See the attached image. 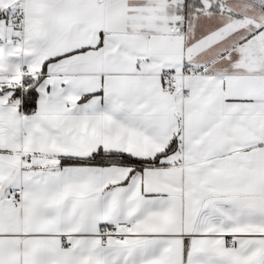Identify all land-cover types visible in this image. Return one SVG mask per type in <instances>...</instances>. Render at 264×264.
<instances>
[{"label": "snow or ice", "instance_id": "1", "mask_svg": "<svg viewBox=\"0 0 264 264\" xmlns=\"http://www.w3.org/2000/svg\"><path fill=\"white\" fill-rule=\"evenodd\" d=\"M0 264H264V0H0Z\"/></svg>", "mask_w": 264, "mask_h": 264}]
</instances>
